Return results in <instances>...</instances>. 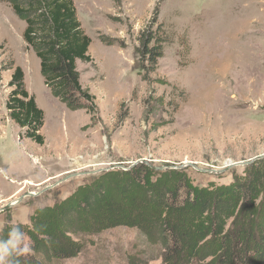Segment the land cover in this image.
<instances>
[{
  "label": "rangeland",
  "instance_id": "1",
  "mask_svg": "<svg viewBox=\"0 0 264 264\" xmlns=\"http://www.w3.org/2000/svg\"><path fill=\"white\" fill-rule=\"evenodd\" d=\"M74 4L92 41L94 60H77V70L96 97L94 121L52 95L24 40L26 21L0 0V239L18 224L31 245L28 230L39 209L140 159L175 165L207 186L245 177L253 164L247 162L264 155V0ZM151 35L163 40L153 67L138 49ZM11 62L24 70L28 91L45 111L44 145L21 137L9 117L12 70L4 68ZM73 237L83 245L77 256L50 257L31 245L20 264H164V247L137 228Z\"/></svg>",
  "mask_w": 264,
  "mask_h": 264
},
{
  "label": "trees",
  "instance_id": "2",
  "mask_svg": "<svg viewBox=\"0 0 264 264\" xmlns=\"http://www.w3.org/2000/svg\"><path fill=\"white\" fill-rule=\"evenodd\" d=\"M26 21L24 40L40 59L52 95L72 110L85 109L95 120V95L80 81L77 60L92 62L91 38L83 31L74 0H1ZM154 45L151 46V43ZM142 60L153 67L163 55V40H142ZM154 64V65H153ZM6 103L21 137L45 144V111L25 84L24 70L11 62ZM137 228L165 249L164 264H264V163L229 184L198 186L184 170H155L138 163L110 170L31 218L32 249L50 257L71 258L83 248L73 235L114 227Z\"/></svg>",
  "mask_w": 264,
  "mask_h": 264
},
{
  "label": "clouds",
  "instance_id": "3",
  "mask_svg": "<svg viewBox=\"0 0 264 264\" xmlns=\"http://www.w3.org/2000/svg\"><path fill=\"white\" fill-rule=\"evenodd\" d=\"M32 251L30 242L18 224L10 226L7 238L0 239V264H20L19 257Z\"/></svg>",
  "mask_w": 264,
  "mask_h": 264
},
{
  "label": "water",
  "instance_id": "4",
  "mask_svg": "<svg viewBox=\"0 0 264 264\" xmlns=\"http://www.w3.org/2000/svg\"><path fill=\"white\" fill-rule=\"evenodd\" d=\"M264 158V155H260V156H258V157H256V158H254L253 160H250V161H248L247 163L248 164H252V163H254L256 160H261V159H263ZM138 163H146V164H148V165H150L152 168H154L155 170H166V169H177V166H154V165H151L150 163H149V161L148 160H146V159H140V160H138V161H136L135 163H133L132 165H131V167H133L134 165H136V164H138ZM239 163H235V164H232L231 165V167H233V166H235V165H238ZM188 165H182V166H180V168H185V167H187ZM191 166L192 167H194V168H196V169H198V170H200V168L199 167H197V165L196 164H191ZM118 167H122V166H118ZM130 167V168H131ZM125 170H129V169H125ZM207 172H216V170H214V169H210V170H207ZM13 204L11 203V204H9L7 207H11Z\"/></svg>",
  "mask_w": 264,
  "mask_h": 264
},
{
  "label": "bare ground",
  "instance_id": "5",
  "mask_svg": "<svg viewBox=\"0 0 264 264\" xmlns=\"http://www.w3.org/2000/svg\"><path fill=\"white\" fill-rule=\"evenodd\" d=\"M206 81L202 82L201 84H205ZM203 100V99H202ZM202 104V103H201Z\"/></svg>",
  "mask_w": 264,
  "mask_h": 264
}]
</instances>
